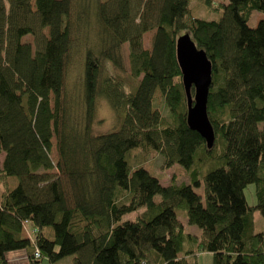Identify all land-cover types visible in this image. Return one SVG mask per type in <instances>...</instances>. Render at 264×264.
<instances>
[{
  "label": "trees",
  "instance_id": "obj_1",
  "mask_svg": "<svg viewBox=\"0 0 264 264\" xmlns=\"http://www.w3.org/2000/svg\"><path fill=\"white\" fill-rule=\"evenodd\" d=\"M191 1L0 0V264L26 249L30 264H194L200 252L212 264H264V0H226L209 21L193 16ZM253 13L261 18L250 26ZM93 22L77 121L65 90L68 62L78 51L73 33L79 38ZM183 34L212 65L211 149L186 124L175 54ZM122 46L126 78L105 76L107 64L123 69ZM156 90L168 119L153 108ZM98 98L120 120L94 135ZM151 152L164 168L182 167L189 183L161 185L143 164ZM201 176L204 201L194 189ZM250 185L254 205L244 194ZM177 211L199 236L184 231Z\"/></svg>",
  "mask_w": 264,
  "mask_h": 264
},
{
  "label": "rangeland",
  "instance_id": "obj_2",
  "mask_svg": "<svg viewBox=\"0 0 264 264\" xmlns=\"http://www.w3.org/2000/svg\"><path fill=\"white\" fill-rule=\"evenodd\" d=\"M212 2V8H208L207 4L205 3L204 0H192L189 4L190 9L192 10L193 16L204 19V20H218L220 17V14L216 12L214 9L217 5H219L221 2L226 3V0H210ZM258 15L256 13H253L250 20H249V25L250 26H255L256 22L259 20ZM258 19V20H257ZM85 28V27H82ZM78 32L75 34L73 33V40L76 42L78 40V48L77 52L74 53V58L70 55L69 57V65L67 69V80L65 83V90L71 100L72 104V110L71 114L72 116L78 121L82 115V93H81V80L83 79V71H84V57H85V48L89 47L88 45L92 46L93 44L96 43L95 41V36H92L94 33L95 35L98 34V28L94 24H90V30L88 28L86 31L83 33L79 32V38L76 36ZM151 36L152 32L147 33L144 38H143V47L148 49L150 48V41H151ZM30 39V36H26L24 40ZM89 42L90 44H87ZM80 52L82 53V56L80 58ZM122 59H123V69L118 71V70H112L109 64L106 65V73L105 76L110 77L113 74H116L120 78L125 79L126 74H128V64H127V50L126 46H122ZM81 77V78H80ZM125 87V86H124ZM153 108H156L161 112V115L165 118L168 119L169 117V111L167 107L164 104L163 99L160 97L159 90L155 91L154 99H153ZM75 110V111H74ZM119 116L114 113V111L111 109L109 104L104 100L103 98H98L97 100V108L96 112L94 115V121L92 123V133L94 135L98 134H104L107 132L112 131L113 129L117 128L119 125ZM55 144L53 143V149L51 151L50 157L53 160V162L58 159V153L56 151V148L54 146ZM3 159V154L0 155V161ZM145 163L144 166L145 168L149 171L150 174L156 176L160 180V184L163 186H168L171 183H175L176 185L179 184H188L189 183V178L185 172V170L178 166L174 165L170 168H164L163 166V161L162 157L157 154L151 152L147 158L144 159ZM213 166H216V162L212 163ZM211 167V168H212ZM204 176V175H203ZM203 176H201L199 179L200 185L199 187H194L195 191L201 196L202 200L204 201V179ZM12 187H14L17 184V180L13 178L12 180ZM1 191V188H0ZM246 202L251 205L255 204V195L253 192V186L250 185L244 190ZM161 198L160 196H155L154 197V202H160ZM144 211L143 209L138 210L137 212L131 213L129 215H126L123 220L124 221H133L136 220L137 216L141 214ZM178 219L180 223L183 226V229L186 233H189L193 236H199L200 235V230L194 226H190L187 222L186 217L184 216L183 211H177ZM254 220H255V230L261 231L263 230L262 226V219L261 216L258 212L255 213L254 215ZM28 229L30 227L28 226ZM31 230V229H30ZM29 230V231H30ZM23 234L27 236L25 231H23ZM31 242L33 243V233L30 235ZM198 238V237H197ZM35 247V246H34ZM30 249L26 250H16L13 252H9L7 255L10 257L11 264H21L19 260H17L19 257L17 254L19 252H25L29 251ZM34 251V249H33ZM17 256V257H16ZM16 260H14L15 258ZM190 263L192 261L190 258H188ZM29 262V261H28ZM46 260L41 261V263L38 264H46ZM70 263V258H64L57 262L56 264H69ZM194 264H212V259L211 255L209 253L205 252H200L197 254V260Z\"/></svg>",
  "mask_w": 264,
  "mask_h": 264
},
{
  "label": "water",
  "instance_id": "obj_3",
  "mask_svg": "<svg viewBox=\"0 0 264 264\" xmlns=\"http://www.w3.org/2000/svg\"><path fill=\"white\" fill-rule=\"evenodd\" d=\"M175 54L186 95L187 127L197 132L205 141L207 149H211L214 144V131L207 116V98L212 83L211 62L188 34L176 39Z\"/></svg>",
  "mask_w": 264,
  "mask_h": 264
},
{
  "label": "crops",
  "instance_id": "obj_4",
  "mask_svg": "<svg viewBox=\"0 0 264 264\" xmlns=\"http://www.w3.org/2000/svg\"><path fill=\"white\" fill-rule=\"evenodd\" d=\"M257 17H258V19L261 18L260 16H257ZM17 256L19 257L17 260H19L21 264H30V262H28L29 261L28 260V252H26V251L25 252H19V254H17ZM10 260H11L10 257L7 256V262H8V264H11V261ZM14 260H16V258Z\"/></svg>",
  "mask_w": 264,
  "mask_h": 264
},
{
  "label": "built area",
  "instance_id": "obj_5",
  "mask_svg": "<svg viewBox=\"0 0 264 264\" xmlns=\"http://www.w3.org/2000/svg\"><path fill=\"white\" fill-rule=\"evenodd\" d=\"M33 256L36 259H38L40 257V253H39V251H38V249L36 247H34Z\"/></svg>",
  "mask_w": 264,
  "mask_h": 264
},
{
  "label": "bare ground",
  "instance_id": "obj_6",
  "mask_svg": "<svg viewBox=\"0 0 264 264\" xmlns=\"http://www.w3.org/2000/svg\"><path fill=\"white\" fill-rule=\"evenodd\" d=\"M129 165H130V163H129ZM39 259V258H38Z\"/></svg>",
  "mask_w": 264,
  "mask_h": 264
}]
</instances>
